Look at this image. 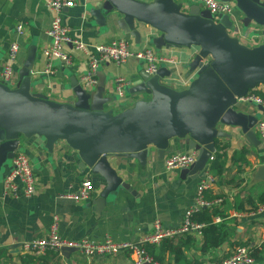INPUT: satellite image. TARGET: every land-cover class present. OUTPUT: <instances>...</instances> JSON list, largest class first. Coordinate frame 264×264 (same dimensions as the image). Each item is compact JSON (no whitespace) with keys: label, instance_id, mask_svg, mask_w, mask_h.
<instances>
[{"label":"crops","instance_id":"crops-1","mask_svg":"<svg viewBox=\"0 0 264 264\" xmlns=\"http://www.w3.org/2000/svg\"><path fill=\"white\" fill-rule=\"evenodd\" d=\"M73 1L76 4L62 12L63 20L71 28L73 35L91 45L127 37L134 50L140 48L131 36L124 34L116 25L103 27L96 22L91 9L97 0ZM177 1H182L186 10L195 4L203 8L197 0ZM53 15L46 5V0H0V79L10 43L17 41L21 46L15 65L18 78V71L26 58L28 47L35 45L37 53L32 71L34 90L54 100L69 101L75 98L71 85L72 78H76L82 84L81 77L87 70V57L83 52L73 51L67 46L72 53L71 64H66L60 59H53L48 63L44 50L51 43L47 31ZM20 23L24 25L21 33L17 30ZM243 30L245 31L241 34ZM252 30L253 28L248 30L241 25L231 30V34L248 46L262 43L261 33ZM140 45L141 47L151 45L159 53L174 58L173 64H164L161 67L168 70L178 69L166 79L175 88H185L194 78V73L187 72L183 65L197 49L159 50L148 41H142ZM142 65H144L142 61L132 57L121 65L110 61L101 66L99 75L103 74L106 77L109 89L106 95L111 97V101L105 105L106 109L118 112L132 106L139 99L127 92L132 84L127 87L125 96L120 97L115 90V79L123 76L130 80V83L133 82ZM141 97L147 98L146 95ZM241 108L257 116L259 121L258 106L242 103ZM256 127L257 124L255 130ZM223 129L229 134L218 139V144L226 147L221 150L222 153L225 152L222 158L226 169L221 175L213 171L216 180L207 192V197L211 200L223 198V202L216 204L220 213L214 216V223H223V226L219 232L213 229L210 239L215 240L221 237L222 233L227 235V239L219 246L207 247L208 240L204 231L203 234L191 232L168 237L165 240L183 244L181 249L185 260L177 263L174 254L169 250L162 253L159 245L156 248L161 260L155 259L158 264H186L187 261L190 264H217L240 245L258 247L260 253L259 258L255 257V264H264V211H259L262 205L259 198L264 193V174L261 175L259 172L260 167L264 165V138H261L256 130L261 140V144L256 146L245 139L239 128L224 126ZM20 144L21 149L18 151L25 153L30 159L37 187L31 198L6 196L3 182L11 171L12 160L1 166L0 250L5 252L0 260L1 264H135L134 254L128 251L117 255L87 257L78 250L66 252V255L61 251H48L36 255L24 253L21 249L24 242L46 236L55 215L60 219V235L69 240L89 238L102 241L111 237L117 241L138 242L152 232L156 220H160L166 228L177 227L181 225L184 214L194 202L201 177V174L196 177L189 174L182 176V169L175 171L165 169V159L171 153L188 151L183 140L175 139L164 158L159 157L155 150L144 163L137 158L124 155L111 156L109 158L111 165L130 188L120 186L102 203L100 194L107 185L106 180L100 175L93 174L88 168H81L77 151L68 144L57 142L53 152L48 151L42 137L22 138ZM240 152L244 153L243 157L247 163L234 157L235 153ZM88 176L94 183L89 200L78 202L67 197L69 194L78 193L82 182Z\"/></svg>","mask_w":264,"mask_h":264},{"label":"water","instance_id":"water-1","mask_svg":"<svg viewBox=\"0 0 264 264\" xmlns=\"http://www.w3.org/2000/svg\"><path fill=\"white\" fill-rule=\"evenodd\" d=\"M221 1L235 3L242 25L260 32L263 42L243 44L231 34L234 24L228 15L215 21L208 9L197 4L186 10L177 0H97L91 9L96 22L103 27L116 25L136 44L148 41L159 50L197 47L183 65L195 75L185 88L166 81L177 68L160 67L150 74L142 65L127 89L139 99L118 112L105 107L111 97L106 95L109 89L103 74L94 92L73 77L75 98L69 101L34 90L37 48L29 46L16 85L0 79V168L21 149L22 138H44L49 152L57 142H65L77 151L81 168L106 180L100 194L103 203L120 186L130 188L111 165V156L144 163L154 150L164 158L171 142L180 139L188 150L198 151L182 176L196 177L216 153L218 139L229 134L224 126L239 128L250 144L260 145L255 130L258 117L242 109L240 99L264 85V0ZM259 172L264 174V165ZM75 250L63 247L61 252Z\"/></svg>","mask_w":264,"mask_h":264},{"label":"built area","instance_id":"built-area-1","mask_svg":"<svg viewBox=\"0 0 264 264\" xmlns=\"http://www.w3.org/2000/svg\"><path fill=\"white\" fill-rule=\"evenodd\" d=\"M205 9H208L215 21L223 15H228L233 21V29L241 26V15L234 3L223 2L220 0H197ZM76 3L73 0H46L47 7L53 12V19L47 34L51 38L50 46L44 50V55L51 63L53 59H60L66 64H71V51H81L87 57V70L81 77V83L86 90H95L99 83V71L106 62H114L117 65L124 64L130 58L142 61L146 71L155 74L164 64H173L174 58L158 53L156 49L147 45L144 49L134 50L127 37L113 39L110 42L91 45L86 43L78 36L73 35L72 30L64 22L62 12L65 8H70ZM23 23L18 24L19 33L23 31ZM232 29V31H233ZM21 46L17 41L10 43L4 68L1 73V80L9 86L14 87L18 81L17 64ZM130 85V80L123 76L115 79V90L120 97L125 96V88ZM243 103H252L260 106V118L256 130L261 138H264V85H260L252 90L247 96L240 99ZM197 150L173 152L165 159V169L175 171L190 167L197 159ZM215 159V154L210 158L209 164L201 173L200 181L196 188L193 204L184 214L181 225L166 228L160 220H156L152 232L143 236L138 242L117 241L107 237L102 241H94L89 238L79 240H69L62 237L59 233L60 219L55 215L46 236L29 240L23 243L21 251L36 255L44 254L48 251H61L63 247H73L80 251L84 256L92 257L95 255H117L120 252L128 251L134 254L135 264H158L155 258L149 254L146 245H161L168 237L187 233L203 234L206 224L194 219V214L203 208H212L216 204L223 202V198L209 199L207 192L212 188L216 180L210 162ZM36 177L33 166L28 156L17 151L12 159V168L5 177L3 190L6 196L14 198H31L36 192ZM94 190V183L90 176L86 177L81 184L78 193L69 194L70 197L78 202L89 200ZM259 211H264V204ZM219 220V218H217ZM256 258L252 254V247L240 245L235 248L233 253L217 264H255Z\"/></svg>","mask_w":264,"mask_h":264},{"label":"trees","instance_id":"trees-1","mask_svg":"<svg viewBox=\"0 0 264 264\" xmlns=\"http://www.w3.org/2000/svg\"><path fill=\"white\" fill-rule=\"evenodd\" d=\"M225 146H221L220 144L217 145V151L215 153V159L210 162V168L213 170L216 174L221 175L225 169V162L222 157L225 156V152L222 153L221 150L225 149ZM243 152L235 153L234 157L238 158V161H242L247 163ZM219 198V197H218ZM259 202L264 204V193L260 195ZM220 211L217 206H213L212 208H203L196 212L194 214V219H196L199 222H203L206 224V227L204 228L205 236L207 237L206 246L207 247H216L219 246L222 242H224L227 239V235L225 233H222L221 237L217 239H210V235L213 229H216L221 231V227L223 226V223H214V216L219 215ZM190 238V237H189ZM210 239V240H209ZM173 240H165L159 247V250L162 253H165L166 251H170L175 256V260L177 263L182 262L185 260V256L183 253V250L181 249L182 243L174 244L172 242ZM186 241V240H183ZM189 241V240H188ZM248 246V245H246ZM147 252L154 256L155 259L161 260L160 255L157 254V248L155 245H146L145 246ZM260 249L258 247L252 248V254L259 258ZM5 255V252L3 250H0V260ZM189 262L187 261L186 264ZM1 264V263H0ZM190 264V263H189Z\"/></svg>","mask_w":264,"mask_h":264},{"label":"rangeland","instance_id":"rangeland-1","mask_svg":"<svg viewBox=\"0 0 264 264\" xmlns=\"http://www.w3.org/2000/svg\"><path fill=\"white\" fill-rule=\"evenodd\" d=\"M244 31L245 30H243V31H241V34H243L244 33ZM140 48L139 49H144L146 46H144V47H141V45L140 44H137ZM139 49H137V50H139ZM193 49H197V47H193ZM157 51V50H156ZM158 53H159V51H157ZM175 82V81H174ZM176 83V82H175ZM172 84V83H171ZM125 91H126V88H125Z\"/></svg>","mask_w":264,"mask_h":264}]
</instances>
